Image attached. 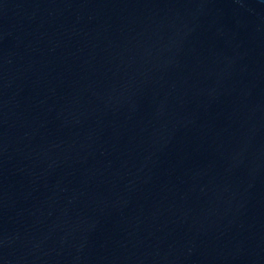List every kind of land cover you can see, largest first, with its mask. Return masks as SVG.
Here are the masks:
<instances>
[{"label": "water", "instance_id": "1", "mask_svg": "<svg viewBox=\"0 0 264 264\" xmlns=\"http://www.w3.org/2000/svg\"><path fill=\"white\" fill-rule=\"evenodd\" d=\"M0 264H264V0H0Z\"/></svg>", "mask_w": 264, "mask_h": 264}]
</instances>
